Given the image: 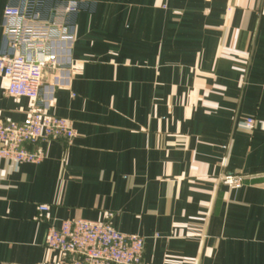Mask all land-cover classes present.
<instances>
[{
  "label": "crops",
  "instance_id": "crops-1",
  "mask_svg": "<svg viewBox=\"0 0 264 264\" xmlns=\"http://www.w3.org/2000/svg\"><path fill=\"white\" fill-rule=\"evenodd\" d=\"M25 1L0 0V55L5 8ZM73 1L41 100L76 136L0 159V264L58 259L48 229L76 218L143 236L142 264H264V126L243 127L264 120V0ZM6 86L0 120L20 122L31 101Z\"/></svg>",
  "mask_w": 264,
  "mask_h": 264
},
{
  "label": "built area",
  "instance_id": "built-area-1",
  "mask_svg": "<svg viewBox=\"0 0 264 264\" xmlns=\"http://www.w3.org/2000/svg\"><path fill=\"white\" fill-rule=\"evenodd\" d=\"M43 1L27 0L4 11V38L11 52L0 55V76L7 80V95L31 101L24 120H0V159L16 164L41 162L44 153L36 148L40 141L65 139L71 143L76 136L73 121L48 113L41 95L47 87L45 72L55 70L65 57L62 45L71 38L66 14L77 4L69 0L64 9H55L45 18L37 12ZM258 124L264 126V120L247 117L243 127L251 130ZM225 180L230 186L240 184L233 175ZM38 209L44 212L48 206ZM45 245L59 253L58 259L46 264H142L145 238L117 230L111 218H76L52 223Z\"/></svg>",
  "mask_w": 264,
  "mask_h": 264
}]
</instances>
